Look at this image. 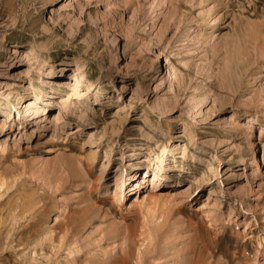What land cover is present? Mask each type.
<instances>
[{
    "label": "rangeland",
    "instance_id": "obj_1",
    "mask_svg": "<svg viewBox=\"0 0 264 264\" xmlns=\"http://www.w3.org/2000/svg\"><path fill=\"white\" fill-rule=\"evenodd\" d=\"M31 82L45 111L0 112V264H264V0H0V95Z\"/></svg>",
    "mask_w": 264,
    "mask_h": 264
},
{
    "label": "bare ground",
    "instance_id": "obj_2",
    "mask_svg": "<svg viewBox=\"0 0 264 264\" xmlns=\"http://www.w3.org/2000/svg\"><path fill=\"white\" fill-rule=\"evenodd\" d=\"M84 77H85V74H83V72H82L81 75L77 77V82L73 86L72 92L69 93L66 98L62 97V101H63L65 106H67L69 102L73 103V101H74L73 99L75 97H81V96L85 95V91L82 90V89L80 90V86H81L80 84L82 83L81 79L84 78ZM92 86H93V83L89 84L88 85V89H90ZM28 89L33 91V93H34L33 96H35V98L34 99L31 98L28 101L25 100L26 102H23L24 99H25V95H21L19 92L17 94H14L13 92H9L7 94L0 95V112H3V114H5V116H6V118L9 115L7 113H8V109L12 106V103L14 105L17 104L16 106L20 105L22 108H23L22 104L26 103V105L24 106L25 113H30L32 115H38L40 112L46 110L45 106L43 107L42 105H40L41 102L46 103V104L53 103L50 99H46V100L43 99L44 95H42L41 93L44 92V91L40 90V92H37V90H39V89L37 88L36 85H34L33 82H31L29 84ZM99 89H101L100 86H99L98 90ZM4 101H6V102H4ZM179 147H178V144H176V143H175L174 146L170 145V147L167 144V145L163 146L160 151H156V152L154 150L152 151L151 154L155 155V159H156V163H157L153 167L155 177H158L162 172L166 173V175H167V172L169 173V171H172L174 169L175 165L173 166L168 161L166 162L165 159H167L169 157V154H172L175 157V154L173 152H175ZM185 155H186V151L184 149L183 150V154H182V158ZM177 162L178 161H176L175 163H177ZM124 186L125 185L123 184V182H121L120 184L117 185L119 197L123 196V194H124Z\"/></svg>",
    "mask_w": 264,
    "mask_h": 264
}]
</instances>
